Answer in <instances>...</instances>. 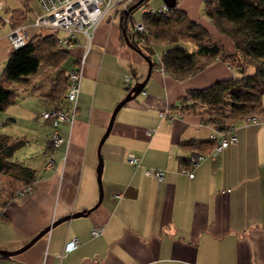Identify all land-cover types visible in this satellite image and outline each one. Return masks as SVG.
<instances>
[{
    "label": "crops",
    "instance_id": "1",
    "mask_svg": "<svg viewBox=\"0 0 264 264\" xmlns=\"http://www.w3.org/2000/svg\"><path fill=\"white\" fill-rule=\"evenodd\" d=\"M3 2L6 15L28 9L23 24L29 37L45 33L33 24L34 16L42 11L39 0ZM177 5L208 28L209 44H219L230 53L237 51L232 40L205 15L203 0H177ZM133 22L128 19L124 25L122 13L107 16L94 30L91 44L85 34L77 33L80 44L68 50L70 68L88 51L75 118L62 124L64 140L59 146L51 145V126L43 121L36 135L38 153L28 159L18 149L12 156L17 168L25 167L24 175L17 172V180L24 186L30 178L28 168L34 170L33 189L6 196L0 210V248L15 250L57 218L97 203L98 148L113 110L147 76L146 56L153 60L166 48L149 43H141L142 51L134 48L126 36L133 33ZM10 29L0 22V75L13 49ZM43 64L16 83L15 91L18 94L34 87V92L42 90V98L49 94L52 102L46 101L43 113L58 105L70 106L64 96L54 98L57 70H50V76L44 78L51 66ZM234 71L217 57L198 73L180 80L153 64L144 89L117 111L101 146V203L85 215L52 226L26 250L0 254V264H264V123L237 121L238 141L230 142L213 158L212 143L201 142L210 141L218 129L198 115H179L175 108L189 89L204 88L233 76ZM169 109L172 118L160 114ZM14 139H22L24 144L30 141L28 135ZM198 151L206 157L190 178L184 169L189 167L190 155ZM130 152L140 157V164L129 162ZM50 156L56 160L53 168L47 166ZM148 168L164 169L162 185L146 172ZM118 192L122 197H114ZM95 226L103 227L100 235L91 233ZM73 238L78 239L77 245L66 248Z\"/></svg>",
    "mask_w": 264,
    "mask_h": 264
},
{
    "label": "trees",
    "instance_id": "2",
    "mask_svg": "<svg viewBox=\"0 0 264 264\" xmlns=\"http://www.w3.org/2000/svg\"><path fill=\"white\" fill-rule=\"evenodd\" d=\"M147 1L142 0L127 14L123 12V24L132 19L133 12ZM203 8L216 29L232 40L236 52L230 53L219 44H209L211 34L208 28L191 19L178 5L170 7L167 13L144 11V40L140 42L139 35L133 32L130 42L136 49L140 48L141 43L155 47L163 44L166 47L162 50L165 54L164 70L180 80L198 73L217 57L227 61L235 70L233 76L217 80L204 88L189 89L175 108L179 115H198L218 130L228 132L236 126L237 121L250 115L264 116V0H203ZM27 12L28 9L17 10L10 15L13 26L23 24ZM196 54L203 55L205 59L199 60ZM68 58V49L59 46L58 33H37L30 36L25 45L12 49L0 75V111L15 102L17 92L14 85L26 80V75L37 72L41 63L57 70L53 94L55 99L62 100L68 86L65 75L68 69L63 64ZM248 65L254 67L253 73H247ZM209 142L212 143V150L215 139L201 144ZM24 143L22 139L0 135V171L9 172L19 166L12 156ZM187 143L192 147L195 145L194 141ZM24 170L25 167H20L16 171L24 175ZM28 172L30 178L25 185L31 184L34 179V170L28 168ZM4 203H0V210Z\"/></svg>",
    "mask_w": 264,
    "mask_h": 264
},
{
    "label": "built area",
    "instance_id": "3",
    "mask_svg": "<svg viewBox=\"0 0 264 264\" xmlns=\"http://www.w3.org/2000/svg\"><path fill=\"white\" fill-rule=\"evenodd\" d=\"M136 0H39L41 5V13H38L33 18V24L40 27L45 31V33H58L59 46L63 49H71L73 45H79L80 42L77 38V33L82 32L86 35L88 43L92 42V35L99 22L109 15L116 13H123L127 10ZM170 6L166 3L163 6L155 10L149 8L147 10L159 11L167 13ZM4 2L0 0V22L6 23L11 26L9 37L11 41L12 48H19L25 45L27 39L29 38V32L27 30L26 24H20L13 26L12 19L10 15L3 13ZM62 31V34L59 32ZM134 34L139 35V41L144 40L145 26L143 21L135 22L133 24ZM141 36V37H140ZM88 48L84 54L80 57L78 64L65 71V75L68 79V86L65 92V100L71 105L57 106L48 109L42 114V118L50 122L51 134L50 143L53 147L59 146L64 137L62 135V124L65 122H73L75 118V112L77 109V101L80 93L81 80H82V64L85 61V56L87 54ZM165 54L163 52L157 53L153 62L158 69L164 70L163 58ZM130 76L126 75V81H129ZM160 114L165 116L169 115L170 118L173 117V111L171 109L161 111ZM246 124L250 123H264V116L250 115L244 119ZM211 138L215 139L216 143L210 154L213 158H216L228 145L230 142L238 141V134L236 132V126L230 130L229 136L223 130H218L211 134ZM206 157L204 152H195L190 156L189 167L184 169L187 171L190 178L195 175V168L199 163ZM129 162L138 165L140 164V157L130 152L128 154ZM55 158L50 156L47 161V166L53 168L55 165ZM147 173L152 174L158 185H162L165 180V171L162 168H148ZM33 189V184H27L23 186L19 194H25ZM114 197H122L121 193H115ZM0 213V219H1ZM103 232L102 226H95L91 229V233L95 236L100 235ZM78 243L77 238H73L66 244V248H74Z\"/></svg>",
    "mask_w": 264,
    "mask_h": 264
},
{
    "label": "rangeland",
    "instance_id": "4",
    "mask_svg": "<svg viewBox=\"0 0 264 264\" xmlns=\"http://www.w3.org/2000/svg\"><path fill=\"white\" fill-rule=\"evenodd\" d=\"M163 4L164 0H148L144 6L138 7L133 12L132 20L135 22L142 21L144 11L147 7L158 10L163 6ZM62 33V31L59 32V34ZM158 45L161 46L159 47ZM163 46V44H157L158 48H162ZM230 59H232V57H230ZM71 60L72 56L70 55L68 60L63 64V67L69 69ZM43 65L48 66L49 64L44 63ZM50 70L52 69H47L46 73H44V78H48L50 76L51 73L47 75V73L52 72ZM246 70L247 73H253L255 71L252 65H248ZM34 90H36L34 87H30L29 89L22 91L18 90L19 92L15 102L11 103L6 109L0 111V134H8L12 137V139L15 137H21V135H28V138H30V141L24 144L18 152L21 156L27 155L26 157H29L28 159L37 154L40 150V139L36 140V135L39 134L40 129H42L45 124L43 121L46 120L39 118L40 116H38V114H43L42 111L44 106L47 104L46 101L48 99L52 102V97H50L49 94H46L45 97L43 95L42 98L40 95L42 94V90L35 92ZM36 92L38 95H36ZM33 111L34 113H32ZM16 170L17 167L16 169L13 167L9 172L3 171V175H0V203H3L4 200H6L7 195L15 194L16 192L18 193L24 186L20 180H17V172L19 174L21 172Z\"/></svg>",
    "mask_w": 264,
    "mask_h": 264
},
{
    "label": "water",
    "instance_id": "5",
    "mask_svg": "<svg viewBox=\"0 0 264 264\" xmlns=\"http://www.w3.org/2000/svg\"><path fill=\"white\" fill-rule=\"evenodd\" d=\"M142 0H138L137 2H135L134 4H132L127 10H125L124 12L127 14L129 12H131L135 7H137L140 2ZM164 3H166L167 5H169L170 7H174L177 5V0H164ZM127 36V40L129 42V44H131L130 40H129V36ZM139 51H142L140 48L138 49ZM148 62H149V71L147 73V76L145 77L144 80L136 82V84H134L130 90L128 91V93L126 94V96L116 105V107L113 110L109 125L105 131V133L103 134L100 143H99V148H98V155H99V163L97 166V179H98V183H99V188H100V196L99 199L97 201V203L95 204V206L93 208H95L96 206H98L102 199H103V182H102V174H103V159H102V153H101V146L103 144V142L105 141L106 137L108 136L112 125L114 123V119L116 116L117 111L123 106V104H125L128 100L134 98L139 92H141L144 87L145 84L150 76V72L151 69L153 67V60L151 57L146 56ZM93 208H89V209H83L80 211H76L74 213L71 214H67L65 216H62L60 218H57L56 220L52 221L50 224H48L46 227H44L42 230H40L33 238H31L27 243H25L23 246L15 249V250H6V249H2L0 248V254H6V255H14V254H18L24 250H26L27 248H29L31 245H33L41 236H43L44 234H46L52 226L57 225L58 223L73 218V217H78V216H82L87 214L88 212H90Z\"/></svg>",
    "mask_w": 264,
    "mask_h": 264
}]
</instances>
